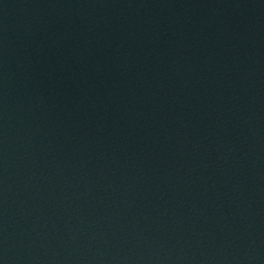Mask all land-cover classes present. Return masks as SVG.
I'll return each mask as SVG.
<instances>
[{
	"label": "water",
	"instance_id": "95a60500",
	"mask_svg": "<svg viewBox=\"0 0 264 264\" xmlns=\"http://www.w3.org/2000/svg\"><path fill=\"white\" fill-rule=\"evenodd\" d=\"M0 264H264V0H0Z\"/></svg>",
	"mask_w": 264,
	"mask_h": 264
}]
</instances>
